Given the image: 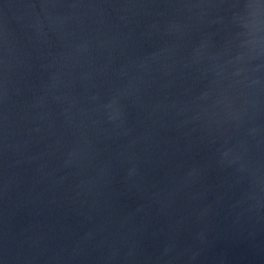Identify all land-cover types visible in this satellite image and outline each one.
<instances>
[{
	"label": "water",
	"instance_id": "obj_1",
	"mask_svg": "<svg viewBox=\"0 0 264 264\" xmlns=\"http://www.w3.org/2000/svg\"><path fill=\"white\" fill-rule=\"evenodd\" d=\"M0 264H264V0H0Z\"/></svg>",
	"mask_w": 264,
	"mask_h": 264
}]
</instances>
